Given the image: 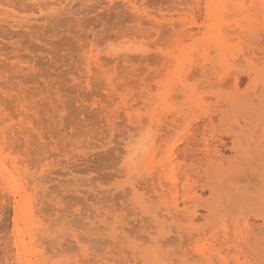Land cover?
<instances>
[{"label": "rangeland", "instance_id": "obj_1", "mask_svg": "<svg viewBox=\"0 0 264 264\" xmlns=\"http://www.w3.org/2000/svg\"><path fill=\"white\" fill-rule=\"evenodd\" d=\"M199 2L0 0V264H264V0Z\"/></svg>", "mask_w": 264, "mask_h": 264}, {"label": "bare ground", "instance_id": "obj_2", "mask_svg": "<svg viewBox=\"0 0 264 264\" xmlns=\"http://www.w3.org/2000/svg\"><path fill=\"white\" fill-rule=\"evenodd\" d=\"M193 2H195V4H196V7H198L199 8V4H200V2H199V0H193ZM9 11V10H8ZM185 31H184V33L183 32H181V33H183V34H185V35H189L190 34V31H189V34H188V30L186 31V29H184ZM180 33V36L181 35H183V34H181ZM179 35V34H178ZM192 34H190L189 36H191ZM97 66L99 67V65H100V63H98L97 62ZM101 68V67H100ZM110 70H112V69H110ZM108 70H106V72H107ZM100 72H101V74H102V76L104 75L103 73V70L101 71V69H100ZM109 72V71H108ZM203 72V71H202ZM109 74H111V73H109ZM107 75V73L105 74V76ZM235 78V86H237V77H234ZM239 81V80H238ZM13 86V85H12ZM6 88V87H5ZM8 89V88H7ZM23 91V90H22ZM21 91V92H22ZM17 100V99H16ZM235 100H233V102H234ZM263 101V100H262ZM17 102V101H16ZM19 102H21V100L19 99ZM26 102V101H25ZM25 102L23 101L22 103H21V106H22V108H24V111H25V106L27 105V104H25ZM264 103V102H263ZM30 105V104H29ZM28 107V106H27ZM26 107V108H27ZM29 110V109H28ZM1 111H4V109L3 108H1L0 107V114H1ZM26 113V112H25ZM24 113V114H25ZM3 114V113H2ZM8 114V113H7ZM27 114V113H26ZM5 115V114H4ZM3 116V115H2ZM2 116L0 115V139L1 138H3V137H5V133H6V131L8 130L7 128H6V124H7V121H8V116H6L7 118H5L4 119V117L5 116H3V118H2ZM27 116V115H26ZM10 117V116H9ZM7 119V120H6ZM11 119V118H10ZM5 120H6V124H5ZM11 121V120H10ZM22 121V123H26V124H30L31 123V121H30V119H28V117H26V118H24L23 120H21ZM33 123V122H32ZM8 125V124H7ZM24 125V124H23ZM9 126V125H8ZM31 126V125H30ZM9 129H10V131H13V129L11 128V126L10 127H8ZM7 129V130H6ZM8 132V131H7ZM45 134V133H44ZM37 135V134H36ZM7 136V135H6ZM40 136V135H39ZM10 137V136H9ZM41 137V136H40ZM8 139V138H7ZM6 140V139H5ZM2 141V140H1ZM1 141H0V152H4V147L2 146L3 144H1ZM8 141V140H7ZM149 141V140H148ZM151 141H152V145H155V139L154 138H151ZM3 142V141H2ZM145 145V144H144ZM209 146V145H208ZM143 147V146H142ZM205 147V146H204ZM60 149V148H59ZM208 149V148H207ZM231 149L232 150H234V151H237L238 150V147L236 146V145H233L232 147H231ZM59 151V150H58ZM185 151H186V149H184L183 150V153H185ZM195 151H198V150H195ZM209 151V150H208ZM262 150H260L259 149V151H257V149H255V152L256 153H258V152H261ZM216 152V159L217 160H223L222 159V156L221 155H218L217 156V153L219 152L218 151V149L215 151ZM208 154H209V152H208ZM185 155V154H184ZM209 157V156H208ZM150 166L151 167H154V166H157V175L159 174V172H161V171H163L164 169H166L168 166H173V167H175V166H178V168H179V166H180V163H178V162H172L171 161V159L169 158V156H166L165 158H163V159H156L155 160V157H154V155H153V153H151V160H150ZM186 166H187V164H186ZM196 167V166H195ZM195 167H191V169H194ZM200 168V167H199ZM185 170H187V169H185ZM179 171H181V170H179ZM200 171V170H199ZM198 171V172H199ZM182 172H183V170H182ZM186 172V171H185ZM189 172V171H188ZM192 172H193V170H192ZM198 172H195L194 173V175L197 177V178H201V177H199V174H198ZM190 173V172H189ZM254 173V172H253ZM148 174H152V175H154V173H148ZM259 174H261V175H258V176H264V171H262L261 173H259ZM9 175V174H8ZM257 176V175H256ZM5 177H7L6 176V174H5ZM153 177V176H152ZM188 177H189V175H188ZM153 178H155V176L153 177ZM156 178H159V175L156 177ZM206 178H208V174H206ZM260 178V177H259ZM20 179V178H19ZM19 179L18 178H1V180L4 182V183H7L8 185H10V187H9V189H10V194H11V199H12V201H13V203H14V225H13V227H14V231L15 232H22L23 233V228H22V224H24L25 226L27 225H30V224H38V223H35V221H36V219H35V216H34V211H35V202H34V200H33V196L32 195H30V194H28L27 193V191L21 186V184L19 183L20 181H19ZM259 181V180H258ZM259 182H261L260 183V185H258V184H254V185H256L260 190H263L264 191V181L261 179V181H259ZM258 182V183H259ZM159 184L158 185H160V183L161 182H158ZM204 186H206V184H204V185H202V187H204ZM160 187H161V185H160ZM134 188V187H133ZM165 188V187H164ZM152 189H155L156 190V188H153L152 187ZM159 189H161V188H159ZM159 189H157L158 191H159ZM163 189V188H162ZM162 189H161V193H162ZM256 189V188H255ZM156 190V191H157ZM244 191H248L247 189H245ZM254 191V190H253ZM160 192H157L158 194L160 193ZM160 193V194H161ZM163 194H165V189H164V192H163ZM162 194V195H163ZM35 196V195H34ZM159 197L161 196V195H158ZM162 197V196H161ZM194 197H196V195L194 194ZM34 198H36V197H34ZM259 198L261 199V200H263L264 201V192L263 193H261V194H259ZM40 201V200H39ZM41 208V207H40ZM42 209V208H41ZM37 211V210H36ZM208 212L210 213L211 212V210H208ZM168 213H169V217H170V219H173V220H175V219H178V220H176L177 222L179 221L180 222V219L178 218V217H181V216H183V217H185V216H188V218H189V220L191 221V222H193V220H194V218H195V216H194V214H196V210H193V211H189L188 210V208H186V207H180L179 206V204H175L174 205V207H173V209L172 210H170V211H168ZM153 216H152V215ZM151 214H150V216H152L153 217V219H154V222H155V220H156V214L155 213H153V212H151ZM45 215V214H44ZM47 216V215H46ZM197 216V215H196ZM175 218V219H174ZM264 219V218H263ZM157 221V220H156ZM40 222V221H39ZM174 222V221H173ZM245 223H247V222H245ZM30 228V227H29ZM30 234V233H29ZM227 243V242H226ZM226 243H224V244H226ZM25 259H27V262H25L26 264L28 263V264H35V261H33V260H31V259H29L28 257H26L25 256ZM26 261V260H25ZM48 261V260H47ZM46 263V262H45ZM40 264V263H39ZM226 264V263H225Z\"/></svg>", "mask_w": 264, "mask_h": 264}]
</instances>
